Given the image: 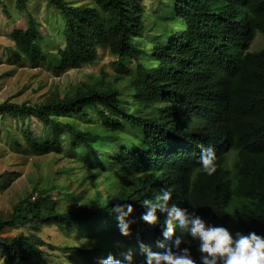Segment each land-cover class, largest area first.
Returning <instances> with one entry per match:
<instances>
[{
	"label": "trees",
	"instance_id": "trees-1",
	"mask_svg": "<svg viewBox=\"0 0 264 264\" xmlns=\"http://www.w3.org/2000/svg\"><path fill=\"white\" fill-rule=\"evenodd\" d=\"M48 1L64 22L65 45L49 62L53 75L92 64L107 49L115 58L118 79L129 77L130 89L126 95L111 83H99L64 96L54 92L36 104L0 102L1 117L27 118L14 140L17 148L26 145L39 155L62 153L64 137L70 136L73 147L87 150L88 164L112 177L105 182L110 194L98 190L90 205L77 210L55 208V199L45 190L21 199L0 218L4 262L34 264L35 256L46 253L38 233L51 224L69 232L85 229L84 234L99 238L94 247H65L78 252L85 264L123 251L104 245L106 240L133 249L134 264H144L141 242L156 252L172 244L159 225L140 219L147 211L142 202L154 200L164 187L173 190L170 203L189 210L194 206L212 224L264 235V48L247 49L257 32L264 34V0H157L161 13L155 14L150 41L144 38L145 0H90L83 5ZM15 7L26 11L27 0H16ZM40 35L28 14V27L10 33L12 56L38 66L45 60ZM92 108L103 117L105 134L132 131L134 146L95 148L100 133L62 120ZM200 145L216 150L218 170L211 176L200 170ZM231 151L235 155L229 168ZM117 203L134 206L130 219L136 223L129 236L120 233L117 214L111 211ZM158 215L163 220L166 214ZM17 225H29L35 233L2 234L6 226ZM184 240L182 246L191 247L198 258L197 242L187 235Z\"/></svg>",
	"mask_w": 264,
	"mask_h": 264
},
{
	"label": "rangeland",
	"instance_id": "rangeland-1",
	"mask_svg": "<svg viewBox=\"0 0 264 264\" xmlns=\"http://www.w3.org/2000/svg\"><path fill=\"white\" fill-rule=\"evenodd\" d=\"M67 1L77 5L90 3V0ZM15 2L16 0H0V102L10 100L36 104L54 92L64 96L72 94L77 88L99 83H111L121 93L128 95L129 77L118 79V73L112 64L115 58L107 49L100 50L94 63L55 77L49 62L65 45L64 22L59 10L48 0H27V10L17 11ZM145 3L147 29L144 38L150 41L155 37L153 21L156 19V12L161 13V4L157 0H145ZM28 14L33 16L41 32L39 45L45 54V60L38 66L29 63L25 57L16 60L10 51L11 47H15L10 33L15 28L28 27ZM261 48H264V34L257 32L247 49L256 51ZM130 66L133 69L135 61H131ZM26 119L0 116V218L11 212L13 206L21 199L36 196L41 190L52 194L55 199L54 207L60 211L77 210L84 205H90L98 190L103 196L111 193L105 185L106 180L112 178L111 175L103 170L98 171L97 166L88 164L87 150L83 146L73 147L70 136L64 137L62 153L39 155L28 151L26 145L17 148L14 140L19 137V131L27 122ZM109 119L114 123L121 121L118 117ZM62 120L72 122L84 131L100 133L102 136L94 143L95 148H101L105 144L134 146L132 131L115 135L105 134L101 130L103 117L96 108L90 109L86 114L63 117ZM234 155L233 151L228 155L229 168L232 167ZM59 184L62 187L57 189L56 185ZM83 230L73 229L69 232L68 229L61 230L55 225H44L38 235L43 240L39 246L46 253L35 256L34 264H85L78 252L65 248L79 245L96 246L99 238L87 235V230L84 234ZM20 232L28 235L35 233L29 225H17L6 226L2 234L14 236ZM84 238H87L85 244L81 241ZM108 243L122 248L123 251L118 252L120 255L129 250L133 252V249L125 248L123 244L112 240L103 241L104 245ZM116 253L113 252V255L119 258ZM0 264H6L1 256Z\"/></svg>",
	"mask_w": 264,
	"mask_h": 264
},
{
	"label": "clouds",
	"instance_id": "clouds-1",
	"mask_svg": "<svg viewBox=\"0 0 264 264\" xmlns=\"http://www.w3.org/2000/svg\"><path fill=\"white\" fill-rule=\"evenodd\" d=\"M200 148V170L211 176L218 170L216 150L212 146L200 145ZM172 197L173 190L164 187L154 200L145 199L142 202L147 211L140 219L152 226L159 225L162 236L172 239L171 246L163 252L153 251L141 242L139 247L145 256L144 264H264V235L256 231H233L226 226L212 224L199 215L194 206L193 210H189L170 203ZM111 211L117 214L120 233L131 235V226L136 223L135 219H130L134 212L133 204L117 203ZM158 213L166 214L163 220ZM185 235L197 242L198 258L193 255L191 247L182 246L186 243ZM81 241L85 244L87 238ZM159 246L164 247L162 242ZM121 256L117 258L110 253L106 258H100L98 264H134L131 250Z\"/></svg>",
	"mask_w": 264,
	"mask_h": 264
},
{
	"label": "bare ground",
	"instance_id": "bare-ground-1",
	"mask_svg": "<svg viewBox=\"0 0 264 264\" xmlns=\"http://www.w3.org/2000/svg\"><path fill=\"white\" fill-rule=\"evenodd\" d=\"M179 140V139H178Z\"/></svg>",
	"mask_w": 264,
	"mask_h": 264
}]
</instances>
